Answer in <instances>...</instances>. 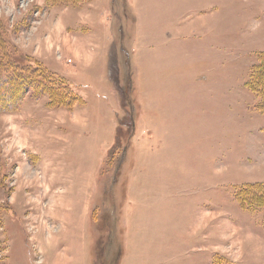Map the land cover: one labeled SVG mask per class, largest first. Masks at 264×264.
Instances as JSON below:
<instances>
[{
  "label": "rangeland",
  "instance_id": "374dc122",
  "mask_svg": "<svg viewBox=\"0 0 264 264\" xmlns=\"http://www.w3.org/2000/svg\"><path fill=\"white\" fill-rule=\"evenodd\" d=\"M0 29L48 72L0 111V264H264V0H0Z\"/></svg>",
  "mask_w": 264,
  "mask_h": 264
},
{
  "label": "trees",
  "instance_id": "16d2710c",
  "mask_svg": "<svg viewBox=\"0 0 264 264\" xmlns=\"http://www.w3.org/2000/svg\"><path fill=\"white\" fill-rule=\"evenodd\" d=\"M7 46L12 48V45L7 44L6 37L3 31L0 29V111L2 110L6 111L8 110L9 106L11 107L14 106L15 100L20 95L18 94L19 92L18 86H21V88L22 87L25 88V85L35 84V78L30 80L32 77L36 75L44 77L45 73H48L46 72V69L43 66V64L35 62V60L31 58L30 56H28L27 54L16 52L14 48L15 45L13 46L12 50L11 48H8ZM30 64H34V66ZM20 68H23V70H21ZM50 73L54 75L55 77L57 76V74L53 72H50ZM9 87L11 88V90L18 89L17 91H15V94H17L16 99L11 102L6 100V95L9 94L6 91H8ZM61 89L63 90V88ZM62 92L63 91H61V93ZM65 92L68 93L69 92L68 89H65ZM63 94L64 93H62L61 97L63 96ZM112 152L113 150L110 151V153ZM261 194H264V190H261ZM262 196H263L262 197L263 201L257 200L254 197L252 198V201H255V202L253 203L250 202L249 206H252V204H255L256 206H263L264 195ZM114 252L115 254L121 255L120 248H117Z\"/></svg>",
  "mask_w": 264,
  "mask_h": 264
}]
</instances>
